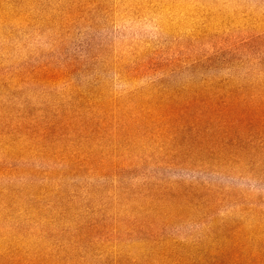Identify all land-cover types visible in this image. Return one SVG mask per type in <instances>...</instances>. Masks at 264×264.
I'll list each match as a JSON object with an SVG mask.
<instances>
[{"label":"rangeland","instance_id":"obj_1","mask_svg":"<svg viewBox=\"0 0 264 264\" xmlns=\"http://www.w3.org/2000/svg\"><path fill=\"white\" fill-rule=\"evenodd\" d=\"M207 86L264 88V0H0V264H264L261 231L233 244L194 241L245 218L246 205L247 223L264 226L262 175L170 168L144 130L119 138L120 117L81 126L96 103L124 105L131 120L142 110L135 99ZM130 149L134 159L120 164ZM88 152L119 167L80 174ZM173 183L206 185L223 202L156 220L142 196ZM38 189L48 196L34 198ZM101 220L102 235L76 244L79 226L89 237L87 224ZM148 233L179 245L145 244Z\"/></svg>","mask_w":264,"mask_h":264},{"label":"trees","instance_id":"obj_2","mask_svg":"<svg viewBox=\"0 0 264 264\" xmlns=\"http://www.w3.org/2000/svg\"><path fill=\"white\" fill-rule=\"evenodd\" d=\"M207 87L193 90L189 87L167 89L161 90L165 97L159 99L154 97L146 101L142 98L135 99V105L142 107V110L131 120L127 117L131 111L124 105L119 109L107 110L106 106L96 103L88 109L89 115H86V119H82L83 125L81 126L90 128L103 124L111 127L113 121L120 117L115 121L119 126L116 133L119 138L127 140L140 129L144 130L150 138L155 137L157 141L156 144L160 152H154L156 158L170 168L239 167L244 175L250 177L262 175L259 178L264 180V88L259 94L251 95L248 93V88L244 86ZM95 107L105 113V119H101L94 113ZM80 108L81 106L78 109ZM110 111H114V115H112L111 121H108ZM75 118L78 117L75 115ZM71 121L66 115L64 123ZM57 124L62 127L63 121L60 120ZM94 131L95 133L99 132L97 129ZM134 137L136 138V135ZM75 155L79 156L80 154L75 153ZM132 156V149H130L125 157H119L120 164H125ZM143 156L145 155L140 157ZM80 157L82 160L79 161L78 171L80 174H108L119 167L116 163L99 164V157L94 152H88ZM156 189L158 191L155 193H146L142 196L149 202L147 209L154 210L152 216L156 220H164V217L171 215L174 210L187 213L188 216L190 210L204 208L212 210L218 208L219 204L223 202V197L219 192L206 185L198 187L194 185L182 186L178 183L174 185L173 183ZM40 195H42L40 198L47 197L48 192L38 189L34 192L33 197L38 198ZM53 207L59 210L58 214L64 216L65 211L62 205L55 204ZM249 209L251 207L246 205L243 211L245 218L237 222L225 221L222 227L223 233L220 234V227L211 224L207 230L209 235L194 241L200 243L210 238L211 241L233 244L243 241L246 232H264L262 224L251 226L252 222L247 223L246 211L249 214L252 213ZM104 218L105 216H102V219ZM209 218L202 216L201 222L210 223L211 219ZM46 219V216L41 213L37 216L36 223L42 224L41 221H46ZM135 222L136 225L144 228L145 224L138 220ZM148 223L150 222L148 221ZM87 225L85 233L89 237L81 236V226L75 230L78 239L76 244L82 241H91L102 235L101 227H104L106 223L101 220ZM151 225L150 223L149 226ZM141 241L145 244L179 245L177 240L159 239L153 233H148Z\"/></svg>","mask_w":264,"mask_h":264}]
</instances>
